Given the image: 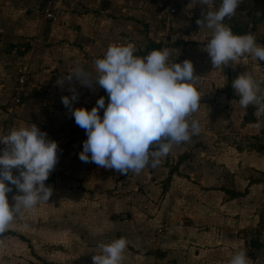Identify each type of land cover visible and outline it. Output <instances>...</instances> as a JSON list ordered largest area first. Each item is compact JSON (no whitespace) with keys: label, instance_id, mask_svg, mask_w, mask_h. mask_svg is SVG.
<instances>
[{"label":"crops","instance_id":"0c3cea01","mask_svg":"<svg viewBox=\"0 0 264 264\" xmlns=\"http://www.w3.org/2000/svg\"><path fill=\"white\" fill-rule=\"evenodd\" d=\"M41 1L0 0V134L22 70L30 92L7 131L37 125L58 143L59 160L45 181L48 202L22 211L0 236V264H93L98 245L120 237L128 241L123 264H229L246 249L264 202V117L257 127L255 107L241 108L231 84L249 73L264 81V61L245 54L215 69L205 50L212 30L196 23L203 19L196 0H54L48 21ZM225 23L264 46V0H243ZM128 43L136 56L167 47L170 63L192 61L202 96L192 118L201 132L159 166L123 175L79 159L87 135L62 103L72 95L68 82L56 81L78 67L95 73L110 45ZM72 83L79 93L73 109L90 111L89 100L101 96L107 105L103 88ZM12 188L10 204L22 194Z\"/></svg>","mask_w":264,"mask_h":264},{"label":"clouds","instance_id":"9594fccd","mask_svg":"<svg viewBox=\"0 0 264 264\" xmlns=\"http://www.w3.org/2000/svg\"><path fill=\"white\" fill-rule=\"evenodd\" d=\"M242 3L243 0H221L219 7L214 8L215 0H196L203 16L196 23L201 29L212 30L205 50L215 69L238 63L245 54L264 61V46L257 44L254 34H234L225 23L236 15ZM135 52L133 43L110 45L104 57L95 60V73L78 67L56 81L60 87L68 82L72 95L63 96L62 103L87 135L79 159L123 175L159 166L175 146L189 142L201 132L199 121L192 118L199 111L202 97L195 86L198 76L194 75L192 61L170 63L172 50L167 47L143 57L134 55ZM74 79L92 90L103 88L108 94L107 105L101 96L90 111L84 107L73 109V102L79 99ZM262 84L264 81L250 73L240 74L231 84L241 108L246 111L250 105L255 107L257 127L264 117ZM0 144L5 146L0 150L2 236L22 211L48 202L52 189L45 181L58 163L59 146L35 124L0 136ZM13 169H18L19 174L14 175ZM12 185L22 194L14 195L10 204L8 193L13 191ZM127 245L124 237L99 244L101 253L92 256L93 264H123ZM249 262L246 249L229 260V264Z\"/></svg>","mask_w":264,"mask_h":264},{"label":"built area","instance_id":"2783aa9c","mask_svg":"<svg viewBox=\"0 0 264 264\" xmlns=\"http://www.w3.org/2000/svg\"><path fill=\"white\" fill-rule=\"evenodd\" d=\"M170 12H172V9H170ZM54 13V0H42L39 6V15L40 17L45 20H51ZM30 92V86L27 84V77L26 73H24L22 70L19 71L15 76V85L12 89V95H11V103L8 105H5L3 107V114L5 117L4 122L2 125L4 126V131L0 134V136H4L8 134V127L10 126V121L12 119V116L14 114V109L16 107H19L24 97ZM89 104L93 107L96 105V101L89 100ZM5 146L3 144H0V150H2ZM2 151H0L1 153Z\"/></svg>","mask_w":264,"mask_h":264},{"label":"rangeland","instance_id":"374dc122","mask_svg":"<svg viewBox=\"0 0 264 264\" xmlns=\"http://www.w3.org/2000/svg\"><path fill=\"white\" fill-rule=\"evenodd\" d=\"M259 211L258 221L246 232V250L251 264H264V202Z\"/></svg>","mask_w":264,"mask_h":264},{"label":"trees","instance_id":"16d2710c","mask_svg":"<svg viewBox=\"0 0 264 264\" xmlns=\"http://www.w3.org/2000/svg\"><path fill=\"white\" fill-rule=\"evenodd\" d=\"M238 33H242L243 31H237ZM229 88V86L227 85L225 88ZM245 191V190H244ZM243 193V192H242ZM239 194H241V193H234V195H239Z\"/></svg>","mask_w":264,"mask_h":264}]
</instances>
